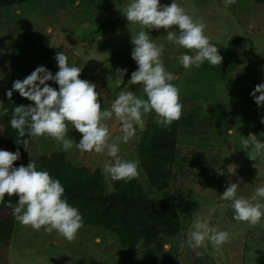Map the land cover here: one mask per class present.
Returning <instances> with one entry per match:
<instances>
[{"label": "rangeland", "instance_id": "1", "mask_svg": "<svg viewBox=\"0 0 264 264\" xmlns=\"http://www.w3.org/2000/svg\"><path fill=\"white\" fill-rule=\"evenodd\" d=\"M130 0H36L18 7L0 10V101L10 84L11 56L20 42L39 40L48 48L47 69L55 74L59 69L54 59L63 52L70 65L81 67V78L97 85L102 110L110 108L121 91L132 90L146 98L143 86L129 85L131 73L137 69L131 57V36L141 30L129 23L122 14ZM170 4L171 0H161ZM193 17L206 25V35L218 48L223 60L212 66L205 61L199 68L185 69L179 63L181 53L194 50L168 41L167 32L152 29L149 36L164 46L161 59L173 74L172 81L180 90L183 105L180 119L177 161L170 166L169 187H152L141 165L139 144L143 130L137 128L127 143L119 141V156L139 161L136 178L145 194L151 198L172 196L177 199L184 224L176 236H160L149 249H128L119 237L100 226L84 225L73 241L66 240L55 230L44 227L33 230L16 220L11 244L0 250V264H241L240 242L251 232L264 237V219L251 226L234 219L231 201L221 199L228 184L238 182V196L250 198L264 178V158H249L241 141L249 134L264 140V107H258L250 93L264 83V3L257 0H236L225 6L224 0H177ZM175 27V26H174ZM147 31V29H144ZM68 35L78 40L71 44ZM119 69H127L124 81L116 86ZM58 89L55 82L48 81ZM259 95V93H257ZM144 127L158 121L155 112L144 116ZM110 130L109 143L122 137L120 122L113 116L106 121ZM68 138L79 142L82 134L74 128ZM144 129V128H143ZM251 153V149L248 150ZM64 152L76 166L91 171L100 169L108 191L114 182L104 171L112 159L107 150L101 153L73 148L65 152L50 136H34L32 158L42 154ZM210 217L211 225L230 233L223 245L210 241L200 250L188 247L187 233L197 218ZM99 239V243H97ZM264 239V238H263Z\"/></svg>", "mask_w": 264, "mask_h": 264}, {"label": "clouds", "instance_id": "2", "mask_svg": "<svg viewBox=\"0 0 264 264\" xmlns=\"http://www.w3.org/2000/svg\"><path fill=\"white\" fill-rule=\"evenodd\" d=\"M235 2L224 0L225 6ZM122 14L129 23L141 26V30L131 36V57L138 67L131 73L128 84L142 85L146 98L138 97L132 90L121 91L111 107L102 110L103 97L97 91V85L82 79V68L70 65L63 52L54 57L59 69L55 74L43 65L38 66L24 79L15 80L6 96L11 100L13 92L17 91L31 101L28 105L20 104L12 109L10 126L17 130L20 137H24L26 132L29 136H50L60 143L65 152L72 149L74 143L85 152L101 153L107 150L112 159L105 165L104 171L113 181L130 182L139 176V161L122 159L119 156V141L127 143L135 136L137 128L143 130L146 114L155 112L160 117L157 122L161 126H170L180 119L183 108L180 90L172 83L174 76L161 59L164 46L150 38V31L163 28L168 41L194 50L193 54L181 53L178 58L185 69L199 68L205 61L218 66L223 57L206 35V25L193 19L177 0H171L170 4H162L161 0H130ZM127 71L118 70L117 87L124 81ZM0 79H3L2 73ZM48 81L55 82L58 89ZM250 95L258 107H264V83L257 84ZM7 113L8 108L0 101V117ZM113 116L120 122L123 135L117 138L118 142L109 143L110 130L106 121ZM261 123H264V117ZM69 125L82 134L79 142L68 138ZM22 144L27 150L28 141L24 140ZM241 144L250 159L264 158V140L255 134H249ZM20 158L19 149L15 152L0 149V203L4 202L6 194L8 197L16 195L18 200L15 206L9 201L8 207L19 223L30 225L33 230L41 227L48 232L55 230L66 240H75L84 226V220L79 209L64 196L63 184L47 170H38L33 159L27 166H14V162ZM238 187V182H230L221 199L232 202L234 219L255 226L264 219V178L250 198L238 196ZM210 219H195L187 233L188 247L198 249L209 241L220 246L228 241L230 233L212 226ZM143 242L141 237L135 247L138 249Z\"/></svg>", "mask_w": 264, "mask_h": 264}, {"label": "trees", "instance_id": "3", "mask_svg": "<svg viewBox=\"0 0 264 264\" xmlns=\"http://www.w3.org/2000/svg\"><path fill=\"white\" fill-rule=\"evenodd\" d=\"M36 0H0V10L5 7H18ZM264 3V0H257ZM48 48H41L39 40L18 43L11 56L12 77L7 90L17 79H24L38 66L47 68ZM7 92V91H6ZM4 106L8 113L0 117V149L15 152L20 150L21 158L14 166L27 164L33 159L38 170H47L50 175L65 187L64 196L70 204L76 206L83 216L84 225L103 227L115 233L124 248L137 249V242L143 237V244L138 249H149L160 236H176L184 228L177 199L172 196L151 198L144 193L136 178L130 182L113 181L114 190L108 191L104 173L97 169L91 171L84 166L70 162L64 152L42 154L32 158L33 137H20L17 130L10 126L12 109L16 105L31 103L14 91L11 100L4 96ZM181 124L173 121L170 126H161L157 121H150L143 129L139 144L141 165L147 175L149 184L158 190L169 187L171 180L170 166L177 161L178 142ZM28 141L27 150L22 144ZM18 196L5 195L0 203V250L11 244L15 231L16 219L11 201L15 206ZM264 237L257 232L247 235L238 247L241 248V264H264Z\"/></svg>", "mask_w": 264, "mask_h": 264}, {"label": "water", "instance_id": "4", "mask_svg": "<svg viewBox=\"0 0 264 264\" xmlns=\"http://www.w3.org/2000/svg\"><path fill=\"white\" fill-rule=\"evenodd\" d=\"M68 40H69V42H70L71 44H77V43H78V40H77L75 37H73L72 35H68ZM199 253H200V250L198 249V250L195 252V254H194V258H195V259H198V257H199Z\"/></svg>", "mask_w": 264, "mask_h": 264}]
</instances>
